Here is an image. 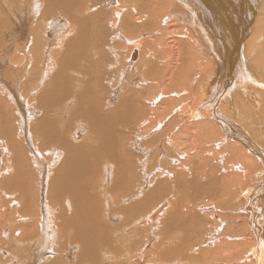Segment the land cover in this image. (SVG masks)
Segmentation results:
<instances>
[{"label": "bare ground", "instance_id": "6f19581e", "mask_svg": "<svg viewBox=\"0 0 264 264\" xmlns=\"http://www.w3.org/2000/svg\"><path fill=\"white\" fill-rule=\"evenodd\" d=\"M46 1L0 0V264H264L258 0Z\"/></svg>", "mask_w": 264, "mask_h": 264}, {"label": "rangeland", "instance_id": "374dc122", "mask_svg": "<svg viewBox=\"0 0 264 264\" xmlns=\"http://www.w3.org/2000/svg\"><path fill=\"white\" fill-rule=\"evenodd\" d=\"M48 1V0H47ZM46 1V2H47ZM63 1V0H62ZM70 1V2H69ZM63 3V4H62ZM76 3V1L75 0H64L63 2H61L60 4H59V6H53V5H51L52 7H64L65 5H66V7H77V5L75 4ZM64 5V6H60V5ZM71 4V5H70ZM120 4H125V2H121ZM10 5V4H9ZM257 5H258V7H257V9H256V18H258L259 16H260V14H261V12L263 11V14H264V10H263V7H264V0H258V3H257ZM260 5V6H259ZM263 7H262V6ZM92 7H95L92 11H91V13H92V15H94V17L96 18V23H98V22H105V18H106V14H108L110 11H111V9H112V7H99V6H92ZM90 13V14H91ZM66 17L67 18V15L66 14H64L63 15V17ZM261 16H264V15H262L261 14ZM260 16V17H261ZM104 17V18H103ZM30 26V25H29ZM253 26H254V24H253ZM28 27V26H27ZM68 28H71V26H69L68 25ZM251 28H252V26H251ZM90 34H92V33H90ZM48 36H50V35H48ZM97 36V37H96ZM100 36H101V38H103V37H105L106 36V34L104 33V34H101V33H97L96 35H95V40H97V38H100ZM46 39H47V37H46ZM54 39H55V37H54ZM53 39V40H54ZM115 39V40H114ZM52 40V41H53ZM121 40V41H120ZM48 42V41H47ZM111 44L114 46V48L116 49V50H118V51H120V50H123L124 48H125V46H124V44H123V40H122V38L119 36V35H114L113 37H112V39H111ZM121 45V46H120ZM117 47V48H116ZM121 47V48H120ZM123 47V48H122ZM120 50H119V49ZM138 59H136V60H133V62L132 63H134V62H136ZM253 97H255V94H253V96L251 97V96H249V100H251V102L247 99V98H245V100H247V102H248V105L249 104H251L250 106L252 107L253 105L255 106L256 105V100H254V98ZM258 98H259V96H257ZM252 98V99H251ZM245 100H244V102H245ZM253 102V103H252ZM255 102V103H254ZM263 103V102H262ZM261 103V104H262ZM249 106V107H250ZM254 109H256V108H254ZM259 113V114H258ZM256 115V116H255ZM259 115V116H258ZM37 117L38 116H36V119H37ZM254 117V118H253ZM258 117H259V119H260V117H262V115H261V112L260 111H258V112H256L254 115H251V119H252V124L250 125V126H252V125H256V120L258 119ZM33 119H35V117L33 118ZM254 119V120H253ZM35 122V121H34ZM255 122V123H254ZM247 129H248V127H247ZM250 131V130H249ZM255 134V133H254ZM254 134H253V137H254ZM257 138H258V135H256L253 139H256L257 140ZM149 187H147L146 189H148ZM123 219V220H122ZM121 221L122 220V222L124 221V218H119V217H116L115 218V223L114 224H118L119 223V221ZM198 255V254H197Z\"/></svg>", "mask_w": 264, "mask_h": 264}]
</instances>
